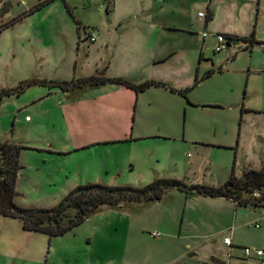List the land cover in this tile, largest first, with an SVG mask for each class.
<instances>
[{
    "label": "rangeland",
    "instance_id": "1",
    "mask_svg": "<svg viewBox=\"0 0 264 264\" xmlns=\"http://www.w3.org/2000/svg\"><path fill=\"white\" fill-rule=\"evenodd\" d=\"M44 1L0 0V90L33 82L0 102V139L24 147L19 205L51 207L86 183L144 186L163 177L219 185L232 167L236 176L261 167V43L235 39L215 51L212 34L231 24L224 17L230 11L240 14L236 30H255L264 43V0H50L35 9ZM206 5L214 16L205 26L198 13H207ZM93 74L167 86L136 93L115 82L57 84ZM176 84L188 88L171 93ZM124 129L186 139L149 137L93 147L110 148L103 153L71 152L78 142ZM206 200L171 188L161 200L103 205L57 236L0 215V264H217L212 256L257 264L244 247L264 249L262 208L239 205L228 224L211 215L217 212ZM232 226L227 248L222 240Z\"/></svg>",
    "mask_w": 264,
    "mask_h": 264
},
{
    "label": "trees",
    "instance_id": "2",
    "mask_svg": "<svg viewBox=\"0 0 264 264\" xmlns=\"http://www.w3.org/2000/svg\"><path fill=\"white\" fill-rule=\"evenodd\" d=\"M50 0H46L35 7L39 9ZM108 2V0H107ZM32 12V11H31ZM228 43L235 39L254 43V31L250 36L225 35ZM207 72L205 77L211 75ZM194 85L200 80L196 76ZM37 82L46 83L45 80ZM105 82L120 83L133 89L136 93L143 92L152 86H167V84L145 80L134 82L125 77H109L89 75L76 82L57 83L63 87L70 85L92 86ZM33 82H26L15 89H1L0 102L4 93L14 94L22 92ZM186 90L182 91L184 93ZM24 147L0 139V215L17 217L23 228L30 231L47 233L50 236L64 234L67 230L81 224L91 213L101 206L121 207L128 202H145L161 200L164 193L171 188L179 189L186 195L205 197H225L235 202L237 206H257L253 198L256 190L264 191V161L259 169L249 168L241 176H236L232 167L229 178L222 184L210 185L204 183L187 184L177 178H156L144 186L135 185H107L103 183H86L70 190L61 200L51 207L23 206L16 202L17 180L22 170L20 162L21 151Z\"/></svg>",
    "mask_w": 264,
    "mask_h": 264
},
{
    "label": "crops",
    "instance_id": "3",
    "mask_svg": "<svg viewBox=\"0 0 264 264\" xmlns=\"http://www.w3.org/2000/svg\"><path fill=\"white\" fill-rule=\"evenodd\" d=\"M206 9H207V18L205 20V24H204L205 26L207 25V22L209 20H211L213 18V16H214L213 15L214 12L209 7V5H206ZM224 17H225V20L228 21V22H231V24L225 25V26L221 27L220 29L215 30L214 33L212 34V36L214 34H217V33H222V34H225V35H237V36H246V37H248L254 31V40H255V42H260L262 44V42L259 41L260 39H257L255 37V30H252L251 33L247 35V34H244V33L239 32L238 30H236V27H234L232 25V21H236L237 19H240V14L233 13V12H230V11H226ZM215 40L217 41V39H213L212 41H215ZM228 44L230 46L231 42H229ZM252 44H251V46H253ZM196 71L198 73V67L196 68ZM132 81L139 83V82H143L145 80H142V81L132 80ZM171 86H173V88H174V89H170L171 93H180V91L188 88V87H186V84H176V85H171ZM154 87H159V86H154ZM163 87H165V86H163ZM166 88L168 89V87H166ZM26 119H28V117H26ZM149 137L150 138H160V137H162L164 140L177 139V138L178 139L181 138V139H184V140L186 139L185 135H183V136H181V135H170V134H167V133L144 134V133H142L140 131L135 134L134 130L129 135V130H125L124 129L122 132H120L118 134L110 133L109 135L104 136V137H94V138H90V139L86 140V142H78L75 145V149H73L71 152H73L74 150L75 151H78V150H82V149H91L93 147H99L101 145H119V144H125V143H129V142H132V141H135V140H138V139H144V138H149ZM93 149H95V152L103 153V152L107 151L106 149H110V148H93ZM62 152H66L65 149ZM109 170L110 169L107 168V171H109ZM116 171L117 172H120L121 174L123 172V170L120 169V168L119 169H116ZM191 184H194V182H191ZM121 185H132V184L126 183V184H121ZM210 185H212V184H210ZM200 196L201 195H197V196H195V198H198ZM201 197L208 198L209 200H206V201H208V202H206V204L210 205L211 208L212 207L215 208V211L217 212V216L214 213V211L211 212V215L214 216L215 219L219 217L221 219V221H226V223H228V224L231 223V217L233 215V212L236 211V207H237V205L235 204L234 201H232V200H230L228 198H225V197H205V196H201ZM129 203H134V202H128V203H124V204H129ZM135 203H137V202H135ZM232 227L234 229V226H232ZM170 234L172 236H175L176 237L175 233H173V234L170 233ZM222 245L224 247L229 248L228 246H226L223 243V240H222ZM186 246L187 247H190V245H188V244ZM232 246H233V241H232L231 247ZM251 256H252V258H254V259H256L258 261L257 264H264V261L258 259L255 255H251ZM244 257L248 258L250 256L244 255ZM235 264H237V263H235ZM241 264H244V263H241Z\"/></svg>",
    "mask_w": 264,
    "mask_h": 264
},
{
    "label": "built area",
    "instance_id": "4",
    "mask_svg": "<svg viewBox=\"0 0 264 264\" xmlns=\"http://www.w3.org/2000/svg\"><path fill=\"white\" fill-rule=\"evenodd\" d=\"M93 1V0H92ZM198 15L200 17H202L204 20H206L207 18V13L204 11H199ZM204 37L207 36V33L204 32L203 33ZM216 39H217V45L215 48V51H220L224 48H226L228 46V39L225 36V34L222 33H217L215 34ZM90 40L93 41L94 40V36L91 35ZM262 51L264 52V43L260 44ZM253 198L255 199V201L257 202V206L261 207V214L264 215V191L263 190H256L253 193ZM255 227H260L259 223H255ZM233 234V227L230 228L228 235L223 237V243L228 246L229 248L232 245V236ZM151 235L153 237H157L160 235V233L158 231H153L151 233ZM244 253L246 256H250V255H255L258 259L264 261V249H259V248H249V247H244Z\"/></svg>",
    "mask_w": 264,
    "mask_h": 264
},
{
    "label": "water",
    "instance_id": "5",
    "mask_svg": "<svg viewBox=\"0 0 264 264\" xmlns=\"http://www.w3.org/2000/svg\"><path fill=\"white\" fill-rule=\"evenodd\" d=\"M228 46H229V44H228ZM210 260L214 263H217V264H224L225 263L224 261L220 260L219 258H215L213 256L210 258Z\"/></svg>",
    "mask_w": 264,
    "mask_h": 264
}]
</instances>
